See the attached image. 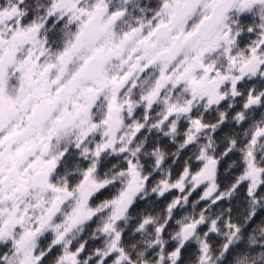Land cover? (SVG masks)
<instances>
[{
    "label": "snow or ice",
    "instance_id": "snow-or-ice-1",
    "mask_svg": "<svg viewBox=\"0 0 264 264\" xmlns=\"http://www.w3.org/2000/svg\"><path fill=\"white\" fill-rule=\"evenodd\" d=\"M0 264H264V0H0Z\"/></svg>",
    "mask_w": 264,
    "mask_h": 264
}]
</instances>
